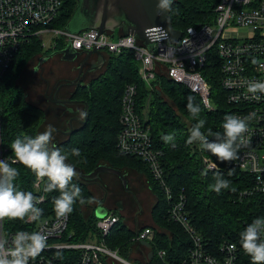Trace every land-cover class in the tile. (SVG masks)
<instances>
[{"label": "trees", "instance_id": "16d2710c", "mask_svg": "<svg viewBox=\"0 0 264 264\" xmlns=\"http://www.w3.org/2000/svg\"><path fill=\"white\" fill-rule=\"evenodd\" d=\"M219 1L173 0L170 8L173 28L185 34L191 26L198 28L213 24ZM77 4L78 0H62L61 16L57 25L62 28L68 26ZM54 24L55 21L50 25ZM121 34L122 31L119 35ZM63 46V42H58L56 47L47 48L43 40L34 38L33 41L23 44L1 79V133L10 157L14 158L9 146L11 141L17 136L35 135L44 131L42 124L47 118L46 109L27 98L24 89L18 84V78L33 56L49 55L57 49H63ZM102 55L106 70L93 77L88 84L76 83L67 98L71 100L68 105L74 106V110L62 105L63 109H70L74 114V111H77L76 106L81 104L78 109L86 111L87 108V118L79 122L78 126H69L68 132L71 133L54 143L68 156V162L76 167L78 174L90 173L97 166L105 164L121 170L127 167L146 176L149 189L157 198L152 207V226L156 229L153 240H145L151 246L149 254L143 262L138 261L137 264H185L188 260L193 247L192 237L170 214L174 201L179 200L181 195L186 199V216L208 251L218 254L224 243H235L239 247L242 264H252L251 258L243 252L239 244V233L255 218L264 216L263 194H245V191L251 190L256 184V177L241 169L237 160L220 162L210 152L202 150L198 144L186 143L188 130L196 122L186 107L189 97L194 98V103L201 107L199 118L206 122L203 129L205 132L208 128L222 132L225 114H232L236 110V107L229 103L228 92L222 85L221 59L218 54L215 50L211 51L202 70L203 76L210 84L212 109L203 104L199 94L170 79L166 74L159 75L157 86L149 87L142 80L139 63L130 49ZM41 67L43 68L41 65L37 69L40 70ZM128 85H135L137 88L135 107L151 128L154 148L161 151V165L165 181L173 193L172 200L167 198L161 184L151 176L146 162L138 156L121 152L118 146L122 129V97ZM55 100L53 102L59 105ZM169 133L175 134V147L161 139ZM72 148H78L81 155H71ZM241 149L242 147L239 153ZM204 158L213 160L217 167L207 169ZM13 166L20 173L14 183L22 190L31 191L35 174L19 163ZM230 170L231 175L228 174ZM218 174L230 182V187L222 189L220 193L209 190V185L214 183ZM73 183L80 186L82 199L76 201L73 211L69 214L68 232L73 234L72 240L85 241L98 232V217L92 211L84 213L82 207L83 202L89 204V200H92L89 188L92 182L78 176L74 178ZM58 195V190L47 192V200L40 206L43 209L42 216L55 214L52 201ZM27 226L26 221L5 219V228L8 231L26 229ZM140 231L141 229L129 228L121 217L105 240L109 247L118 250L126 259L132 246L135 243L138 246L136 238ZM160 251H164L163 257L159 255ZM60 254L65 255L69 262L70 257L77 258V253L72 251H60ZM111 264L119 263L113 261Z\"/></svg>", "mask_w": 264, "mask_h": 264}, {"label": "built area", "instance_id": "2783aa9c", "mask_svg": "<svg viewBox=\"0 0 264 264\" xmlns=\"http://www.w3.org/2000/svg\"><path fill=\"white\" fill-rule=\"evenodd\" d=\"M61 7L62 0H0V82L23 44L40 38L47 48L48 45L56 47L58 36L62 35L63 48L70 43L73 50L82 53L92 50L97 51L95 54L120 53L130 49L139 63V74L149 87L157 86L159 75L166 74L199 94L203 104L212 109L210 84L202 70L209 53L215 50L221 59L222 85L228 92L229 103L236 107L232 114L252 116L244 134L247 143L236 159L241 169L256 177V184L245 194L258 192L264 196V94L258 93V98H253L246 87L249 80H264V0H220L213 24L198 28L191 26L179 42L170 43L162 38L154 43L152 49L132 34L111 37L110 32L101 33L96 28L72 32L50 25L60 15ZM46 36H50L49 44ZM169 50L172 54L164 56ZM136 92L135 85H128L122 97V129L118 146L121 152L138 156L146 162L151 176L172 200L173 193L165 181L161 165V151L154 148L151 128L135 107ZM0 159L9 162L13 159L8 156L3 143L1 122ZM204 163L210 170L217 167L208 158H204ZM46 184V178L41 180L37 177L32 184L31 192L39 208L47 200ZM185 203V196L181 195L170 209L171 217L186 228L193 240L185 264H242L239 247L235 243H224L218 254L205 248L201 236L186 216ZM97 220V234L85 241L72 240L73 234L68 232L69 214L63 218L56 214L42 216L39 221H26V229L10 231L5 228V219L0 220V237L10 238L17 231H40L47 235L48 246L34 260L30 259L29 264H111L114 260L133 264L120 257L105 241L119 216L108 211ZM153 238V229H143L137 237L138 240ZM60 251L75 252L77 258L70 257L69 262ZM164 254V251L160 252L161 256Z\"/></svg>", "mask_w": 264, "mask_h": 264}, {"label": "clouds", "instance_id": "9594fccd", "mask_svg": "<svg viewBox=\"0 0 264 264\" xmlns=\"http://www.w3.org/2000/svg\"><path fill=\"white\" fill-rule=\"evenodd\" d=\"M172 3L173 0H158L157 8L169 12ZM145 31L151 41L167 39V32L159 27L147 28ZM169 53L172 54V51L169 50L163 55L167 56ZM246 87L253 98H258V93L264 94V80H249ZM186 107L196 120L188 130L187 144H198L220 162H231L239 158V149L247 143L244 134L248 131L251 115L241 117L225 114L222 132L213 131L211 128L205 132L203 129L206 122L199 118L200 105L194 103V98L189 97ZM77 111L79 119L87 118L85 110ZM54 130L49 125L46 130L35 135L17 136L9 145L14 158L11 162L0 159V220L7 218L35 222L43 215V209L37 207L38 201L33 193L18 188L14 183L20 173L13 165L18 163L30 169L37 178L47 179L44 191H59V195L52 201L58 218L70 214L76 201L82 199L80 186L73 183L79 174L76 167L68 162V156L53 142ZM161 139L175 147L174 133L163 135ZM71 155L79 157L80 150L72 148ZM228 174L231 175L232 171ZM229 187L230 182L218 174L214 183L209 185V190L220 193L222 189ZM47 240V235L40 231H17L10 238L0 237V264H29L30 259L34 260L48 246ZM239 244L243 252L251 258L252 264H264V216L255 218L239 233Z\"/></svg>", "mask_w": 264, "mask_h": 264}, {"label": "rangeland", "instance_id": "374dc122", "mask_svg": "<svg viewBox=\"0 0 264 264\" xmlns=\"http://www.w3.org/2000/svg\"><path fill=\"white\" fill-rule=\"evenodd\" d=\"M60 16L61 15L57 17V19L55 20V24L53 25L57 28H62L57 25ZM121 31V28H116L115 32L110 31V33H115L116 37H118ZM62 39L63 36L59 35V42H63ZM45 40L46 43L49 44L50 36H46ZM48 48H50V45H48ZM47 56L49 57L50 54H47L45 56H40V54H38L28 60L18 78V84L24 89V92L27 94V98L30 101L41 105L46 109L47 118L44 124H42L43 130H46L47 127L51 125L55 130L58 129V132H60L53 136L54 142L55 140L65 138L67 134L62 133L64 132V130H68L72 122L74 124V120L79 122L84 121L79 119L78 111H74L75 113L72 114L71 111H67L69 109L66 110L64 107V110L62 108V105L66 106V108H74V106H69V103H67V98H69L73 91L72 86L67 85H74L75 82H78L79 80L82 83L88 84L93 77L104 72L106 70V66L105 64L104 66L101 65V59H91L84 66L83 75L79 79V72L76 70V68L81 66V64L83 63L82 58H77L74 61H67L62 57L52 56L48 58ZM43 57L47 58L44 59ZM96 64H99L101 66H99V68L97 69ZM41 65L43 66V68L41 67L42 69L38 70L37 68H39V66ZM55 99L62 100L64 102L59 103V106L58 104L53 102ZM76 107L78 110V108L81 107V104L77 105ZM66 126H68V128ZM122 171L126 174L125 177L128 181L127 185L125 184L123 178L110 172H104L100 174V178L99 180H97L99 181L98 183L100 185L96 183V181L94 184L89 185V188L92 192V200H89V204L85 202L82 203L84 213H90L91 208L95 205V203L101 200L104 201L103 203H101L104 206H99L98 210H103L104 208L107 209V206L116 211V204H126L125 206L127 207L128 205V209L131 212L132 218L130 215H126V213H128V209L126 208L125 213V207H123V215H121V217H125L131 227H134L133 221H135L139 223V225L142 224L143 226H145V228L146 226L150 225L149 228H152L154 232L156 227L152 226V207L154 206V203H156L157 198L148 188L149 182L147 181L146 176L143 173L137 172L127 167H124ZM89 205H92V207ZM118 210L120 213L121 206ZM147 241L150 240L147 239ZM147 241H144V245L142 244L138 246H132L129 252L130 255L126 259H129V261H132L134 263H138V261L143 262L147 257V253H149L151 250V246Z\"/></svg>", "mask_w": 264, "mask_h": 264}, {"label": "water", "instance_id": "95a60500", "mask_svg": "<svg viewBox=\"0 0 264 264\" xmlns=\"http://www.w3.org/2000/svg\"><path fill=\"white\" fill-rule=\"evenodd\" d=\"M157 3L158 0H78L73 18L66 29L72 32H79L83 29L96 28L102 33L105 31L115 32L116 28H121L123 34L134 35L138 39L143 40L152 49L155 42L151 41L146 35L145 30L151 27H159L167 32L166 41L170 43L179 42L183 32L173 28L170 10L169 12L160 11L157 8ZM114 36L115 33H111V37ZM60 51L64 54L63 59L69 61L73 60L77 56V53H80L79 51L73 50L70 43L63 49H60ZM96 52V50L87 51L84 63L91 54ZM56 53L58 52L50 54L49 57L54 56ZM47 57L43 58L45 59ZM104 60L102 58L101 65H104ZM69 101L71 100H67V103ZM57 102L61 103L64 101L57 100ZM104 172H110L120 176L127 185L126 174L121 169L105 164L97 166L90 173L81 172L79 177L93 182L94 180H99L100 174ZM107 212L108 208H104L103 210L95 209L98 217L105 216Z\"/></svg>", "mask_w": 264, "mask_h": 264}, {"label": "crops", "instance_id": "0c3cea01", "mask_svg": "<svg viewBox=\"0 0 264 264\" xmlns=\"http://www.w3.org/2000/svg\"><path fill=\"white\" fill-rule=\"evenodd\" d=\"M115 37H116V35H115ZM102 58H103V55H102V53L101 54H94L92 57H91V59H95V60H97V59H101L102 60ZM97 65V69L99 68V64H96ZM83 75V74H82ZM82 75L80 76V77H82ZM80 77H79V79H80ZM79 82H80V80H79ZM77 83V81L75 82V84ZM80 83H82V82H80ZM74 84V83H73ZM75 84L74 85H67V86H72V88L74 89L75 88ZM83 84V83H82ZM85 84V83H84ZM67 111H69V110H67ZM78 122L79 121H76V120H74V124H73V122H72V124L71 125H73V126H78ZM70 125V126H71ZM67 128H68V126H66ZM54 132H56V134L57 133H60V132H58V129L57 130H55ZM69 133V132H68ZM55 134V135H56ZM117 180H119V179H117ZM148 188H149V186H148ZM126 203V202H125ZM116 204V203H115ZM99 205H103V204H98V203H95V205L93 206L94 208L95 207H97V206H99ZM117 205V207H116V211L114 210V209H112V208H109V207H107L108 208V211L110 212V211H114V212H116V213H118L119 215H120V217H121V215H123L122 214V211H123V209L124 208H121V212L119 213V206H118V204H116ZM126 205V204H125ZM124 204H123V207H125V213H126V208L128 209V205H127V207L125 206ZM126 215H130L131 216V218H132V215H131V212L129 211V209H128V213H126ZM124 219H125V217H124ZM132 221H133V219H132ZM125 222H126V224L129 226V228H131V229H135V230H137V229H141L142 230V228H144L145 226H143L142 224H140L139 225V223H137V222H135V221H133L134 222V227H131V225L127 222V219H125ZM150 226V225H149ZM149 226H146V227H149ZM138 243V242H137ZM144 241L143 242H141V243H138V245H140V244H143L144 245ZM134 246H137L136 245V243L134 244ZM149 253H147V255H148Z\"/></svg>", "mask_w": 264, "mask_h": 264}, {"label": "flooded vegetation", "instance_id": "af4514ba", "mask_svg": "<svg viewBox=\"0 0 264 264\" xmlns=\"http://www.w3.org/2000/svg\"><path fill=\"white\" fill-rule=\"evenodd\" d=\"M56 52H58V53H56L53 57H62L63 58V55L64 54H62L61 53V51L60 50H56ZM95 53H93V54H91L89 57H88V59L85 61V63H84V60H85V58H86V56H87V54L86 53H82V52H80V53H77V56L73 59V60H71V61H74V60H76L77 58H82L83 59V63L81 64V66H79L78 68H76V70L79 72V76L78 77H80V75H82L83 74V71H84V66L91 60V57L94 55ZM67 61H69V60H67ZM79 82V81H78ZM77 82V83H78ZM68 133V130H64V132L62 133V134H67ZM55 134H56V132H53L52 133V136H55ZM54 142H56V140L54 141ZM99 181H96V183H98ZM95 183V180L92 182V184H94ZM99 184V183H98ZM100 185V184H99ZM104 201L103 200H101V201H99V202H97L98 204H101V203H103ZM119 207H120V205H118ZM122 207L121 208H123V205H121Z\"/></svg>", "mask_w": 264, "mask_h": 264}, {"label": "bare ground", "instance_id": "6f19581e", "mask_svg": "<svg viewBox=\"0 0 264 264\" xmlns=\"http://www.w3.org/2000/svg\"><path fill=\"white\" fill-rule=\"evenodd\" d=\"M99 206H101V205H99ZM99 206H97V207H95V208L92 207V208H91V211L95 213V209L98 208ZM102 206H104V205H102ZM110 212H112V213L118 215V216H119V220H120L121 217H120V215H119L118 213H116V212H114V211H110ZM95 215H96V213H95ZM96 216H97V215H96ZM97 217H98V216H97ZM99 218H102V217H98V219H99ZM111 231H112V230H111ZM140 232H141V231H140ZM140 232H139V234H140ZM110 233H111V232H110ZM137 237H138V236H137ZM136 239H137V238H136ZM145 240H146V239H141V240H138V239H137V242H138V243H141V242H143V241H145ZM105 241H106V240H105ZM139 241H140V242H139ZM106 243H107V242H106ZM115 251L118 252V250H115ZM160 252H161V251H160ZM160 252H159V255H160ZM118 255H119L120 257H122V256L119 254V252H118ZM164 255H165V254H164ZM164 255H163V256H164ZM160 256H161V255H160ZM163 256H161V257H163ZM122 258H123V257H122ZM125 260H126V259H125ZM114 261H115V262H118L119 264H122V263L119 262L118 260H114ZM127 261H129V259H127ZM130 262L133 263V264H137V263H134V262H132V261H130Z\"/></svg>", "mask_w": 264, "mask_h": 264}]
</instances>
